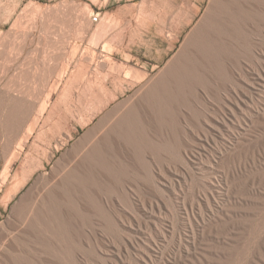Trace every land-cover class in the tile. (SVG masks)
<instances>
[{
	"label": "rangeland",
	"instance_id": "1",
	"mask_svg": "<svg viewBox=\"0 0 264 264\" xmlns=\"http://www.w3.org/2000/svg\"><path fill=\"white\" fill-rule=\"evenodd\" d=\"M200 1L193 25L183 27L180 23L175 27L180 38L172 51L157 60L148 58L149 54L145 52L155 53L162 47L157 41L170 33L171 18L181 21L179 14L187 11L196 0H0L1 165L5 159L1 158L5 143L10 142L12 149L18 148L33 119L39 115L44 94L56 84L57 89L41 116L39 127L25 143L21 158L14 165V172L22 171V166L39 145L46 147L48 155L53 154L51 160L47 159L44 172L55 170L62 155L98 123L103 113L133 95L139 86L130 87L96 115L83 114L89 121L78 124L81 106H86L87 112L91 111L94 105L90 94L98 88L97 82L110 73L108 68L100 66V61L106 60L107 65H133L148 71L149 78L157 76L199 24L211 2ZM106 10L113 14L103 28L105 34L96 37L94 31L98 19ZM95 15L96 20L93 19ZM258 19L257 26L251 28L250 50L241 48L240 52L231 54L226 60L225 73L216 76L214 82L209 80L205 97L199 98L198 104L191 101L189 107H180L185 121L172 119L162 123L140 118L133 137L127 139L124 153L115 146L112 153L101 158L96 168L98 176L91 182L83 179L75 187L77 192L87 186L96 191L91 206L88 207L86 198L76 197L70 190L64 195L59 216L62 243L60 246L49 245V253L44 254L46 264H151L145 263L143 257L151 253L153 260L159 258L163 246V240L157 236L159 227L167 233L165 257L174 255L178 244L171 237L177 229L176 223L183 233L188 232V228L183 217L177 219L172 213L179 200L168 188V178L164 174L175 179L179 173H187L183 200L189 202L191 190L194 187L204 189L207 178L215 175L208 168L209 155L217 153L224 145L231 147L230 132L243 130L235 127L234 119L226 109L228 97H234V91H237L251 97L253 103L264 110V19ZM147 40H152L153 45L144 44ZM103 42L109 46H102ZM84 55L91 57L90 61L84 67L71 62L73 80L66 84L62 81V68L68 60L80 59ZM36 93L39 99L30 107ZM247 104L252 106L251 101ZM223 118L228 128L222 124ZM249 129L245 144L250 143L260 156L264 143V116L255 118ZM39 135L43 136L46 145L42 144ZM134 138L139 147L133 143ZM157 139L176 143V149L186 151L189 159H182L168 146L156 144ZM56 140L65 142L58 150L52 145ZM143 155L148 160L154 157L155 163L147 164ZM216 156L219 159V155ZM120 169L122 173L119 174ZM39 172L36 171L33 178ZM116 176L118 182H111L109 177ZM251 178L256 186L264 187V169L258 167ZM31 182L7 206L2 200L3 194L0 196V228L12 205ZM11 185L10 181L6 188ZM106 200L108 205L104 204ZM157 202L163 206L161 213L155 207L151 211V203ZM254 202L253 208L247 210L250 211L249 219L243 221L247 231L245 229L242 239L235 242L228 258L216 264H261L264 258V250L260 247L264 239V195ZM210 230L213 237L223 228L210 226ZM153 240L157 241L156 245ZM205 241L202 240L201 244ZM51 252L61 254L62 258L54 257Z\"/></svg>",
	"mask_w": 264,
	"mask_h": 264
},
{
	"label": "bare ground",
	"instance_id": "2",
	"mask_svg": "<svg viewBox=\"0 0 264 264\" xmlns=\"http://www.w3.org/2000/svg\"><path fill=\"white\" fill-rule=\"evenodd\" d=\"M259 17L264 19V0H211L199 24L186 36L166 68L155 77L149 78L148 71L133 65H107L106 60L102 59L100 66L108 68L110 73L97 82L98 88L90 94L94 105L91 111L87 112L86 106H81L78 124L84 125L89 121L83 114L96 115L111 100L118 99L130 87L138 84L133 95L107 109L98 123L90 127L75 145L62 155L61 160L55 164V170L44 172L46 161L51 160L53 154L48 155L46 147L38 145L35 147L36 152H33L22 166V171L14 172V165L21 158L25 143L39 127L41 116L51 103L52 93L57 89V85L53 84L44 94L38 109L39 115L33 119L26 135L18 143V148L12 149L11 143L6 142L2 150L1 158L5 159L2 165L0 163V196L3 194L5 205L7 206L30 180L32 182L12 205L8 217L1 222L0 264H46L44 254L49 253V245L54 243L60 246L59 243H62L59 216L64 195L70 190L76 197L86 198L88 207L91 206L96 191L87 186L81 187L77 192L75 187L83 179L91 182L98 176L96 168L101 158L105 157L106 153H112L115 146L124 153V149H127V139L133 137V130L140 118H151L162 123L172 119L185 121L180 107H189L191 101L198 104V99L205 97L209 80L214 82L216 76L225 73L228 66L226 60L230 59L231 54L240 52L241 48L244 51L250 50L251 28L257 26L256 20H259ZM151 53L145 52L146 55ZM74 58L69 57L70 61L68 60L62 68V81L66 84L73 80L71 62L84 67L91 59L85 55L80 59ZM38 99V93L33 95L30 107L35 106ZM228 100L226 109L234 119L235 127L243 130L230 132L231 147L224 145L217 153L209 155L208 168L215 175L207 178L208 183L204 189L194 187L191 190L189 202L183 200L187 173H179L180 176L175 179L164 174L168 178V188L179 200L178 205L173 206L172 213L177 219L183 217L186 220L188 232L178 230L176 223L177 229L173 231L171 239L177 242L178 249L171 258H166L164 242H167V233L163 227H159L157 236L163 240L159 258L155 261L153 255L148 253L143 257L145 263H221L224 258H228L227 255L232 252L235 242L242 239L247 231L243 222L249 219L247 216L250 211L247 210L253 208L251 205L254 201L264 195V187L256 186L251 178L258 167L264 169V143L260 156L250 147V143H245L249 128L255 123V118L264 116V110L253 103L251 97L237 91H234V97L229 96ZM250 101L252 106L247 104ZM212 120L209 122L213 124ZM221 122L228 128L224 118ZM41 135L39 139L46 145ZM70 136L71 134L68 137ZM208 139L206 137L207 141ZM157 141L156 144L170 147L182 159H189L186 151L176 149V143L163 142L161 139ZM135 142L137 143L134 138L133 143ZM136 143V147H139V143ZM63 144L64 140H56L52 145L58 150ZM231 150L235 151L230 152ZM143 157L147 164L155 163L154 157L150 160L146 155ZM36 171L40 172L33 178ZM109 179L111 182H118L117 176ZM10 181L12 185L6 188ZM107 203V200L104 201L105 205H108ZM150 207L152 212L155 207L161 213L163 206L157 202L151 203ZM210 226L222 227L223 231L212 237ZM202 240H206L204 244H201ZM152 243L156 245L157 241L153 240ZM260 247L264 250V239ZM51 253L58 259L62 258L57 252ZM261 264H264V258L261 259Z\"/></svg>",
	"mask_w": 264,
	"mask_h": 264
},
{
	"label": "crops",
	"instance_id": "3",
	"mask_svg": "<svg viewBox=\"0 0 264 264\" xmlns=\"http://www.w3.org/2000/svg\"><path fill=\"white\" fill-rule=\"evenodd\" d=\"M201 1L200 0H196V2H194L193 4H191V6L188 8L187 11L179 14L181 15L178 21L176 20V18H171L170 20V33L165 35V38L161 39L160 41H157V44L162 45V47H160L159 49H157L155 51V53H151L149 54L148 58H155L157 60H160L164 57V55H167V53L169 51L173 50V46L176 45L177 40L180 38V32L175 30V27H178V25L181 23L182 26H188L190 24L193 25V20L195 15L197 14L198 9L200 8L201 5ZM113 12L112 11H102L100 18L98 19V27L97 29L94 31V35L96 37H101L103 36L105 33L103 32V28H105L106 26V21L107 19L112 16ZM144 44H148V45H153L152 44V40H147ZM109 46L107 45L106 42L102 43V46ZM104 50V49H102Z\"/></svg>",
	"mask_w": 264,
	"mask_h": 264
},
{
	"label": "built area",
	"instance_id": "4",
	"mask_svg": "<svg viewBox=\"0 0 264 264\" xmlns=\"http://www.w3.org/2000/svg\"><path fill=\"white\" fill-rule=\"evenodd\" d=\"M93 19L96 20V19H97V15H95V16L93 17Z\"/></svg>",
	"mask_w": 264,
	"mask_h": 264
}]
</instances>
